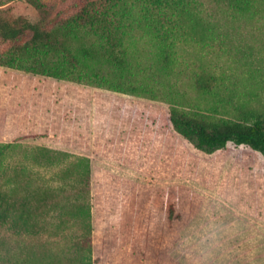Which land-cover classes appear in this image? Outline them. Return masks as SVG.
Here are the masks:
<instances>
[{
  "label": "rangeland",
  "instance_id": "1",
  "mask_svg": "<svg viewBox=\"0 0 264 264\" xmlns=\"http://www.w3.org/2000/svg\"><path fill=\"white\" fill-rule=\"evenodd\" d=\"M42 1L51 26L106 5ZM199 1L221 38L179 45L167 65L153 37L129 30L123 71L100 65L107 86L79 78V68L56 79L0 64V144L11 145L0 193L30 220L13 227L16 210L0 218V264H81L76 204L91 208L92 264H264L263 155L233 142L198 151L174 131L166 103L219 118H236L243 104L264 114V19ZM0 16L42 20L27 0H0ZM82 39L100 49L96 35ZM27 40H0V58ZM200 75L217 78L218 95L198 91ZM75 157L90 159L88 183L80 171L67 176Z\"/></svg>",
  "mask_w": 264,
  "mask_h": 264
},
{
  "label": "trees",
  "instance_id": "2",
  "mask_svg": "<svg viewBox=\"0 0 264 264\" xmlns=\"http://www.w3.org/2000/svg\"><path fill=\"white\" fill-rule=\"evenodd\" d=\"M42 13V20L32 23L26 18L6 19L0 16V40L4 43H18L27 38L21 45H14L3 57L0 64L10 68H24L29 72L44 76L65 79L70 78L74 69L79 68V78L87 76L102 83L100 65H113L123 71L125 61V41L129 30L138 29L143 35L153 37L161 50L164 62L170 64L173 53L179 45L195 43L205 45L210 40L219 38V27L206 22L198 8L199 0H106L102 11L83 9L77 15L65 20L62 24L51 26L47 18L48 6L42 0H27ZM221 7L224 16L235 19L259 21L264 19V0H211ZM114 19V20H112ZM93 34L99 39L100 49L84 43L82 34ZM78 44L75 49L72 47ZM56 56V59L53 56ZM54 56V57H55ZM107 82V81H105ZM214 75H200L195 86L202 94L218 95L219 86ZM107 84V83H106ZM111 90L120 91L109 85ZM123 92V91H120ZM170 104V122L174 131L192 144L195 149L212 155L227 147L229 142L238 146L246 145L264 157V114L257 109L243 104L239 107L236 118H219L209 113L188 109L183 104ZM217 112V110H215ZM11 145L0 144V164ZM51 153L48 149H40ZM65 155L64 153H51ZM70 156V155H69ZM72 157V156H70ZM67 169V176H75L80 171L88 183L91 174L90 159L75 157ZM8 192L0 193V218H11L12 211L19 216L12 222L16 227L23 221L26 228L30 225L28 211L11 204ZM74 219L80 217L85 227L83 244L79 247L81 264H92L91 208L89 204L74 206ZM19 209V210H18ZM23 264H27L24 260Z\"/></svg>",
  "mask_w": 264,
  "mask_h": 264
}]
</instances>
